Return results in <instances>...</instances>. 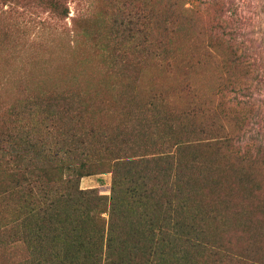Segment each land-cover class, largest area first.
Returning a JSON list of instances; mask_svg holds the SVG:
<instances>
[{
  "label": "trees",
  "instance_id": "obj_1",
  "mask_svg": "<svg viewBox=\"0 0 264 264\" xmlns=\"http://www.w3.org/2000/svg\"><path fill=\"white\" fill-rule=\"evenodd\" d=\"M36 3L68 15L65 0ZM182 66L171 72L189 91L180 106L154 100L80 135L83 106L53 96L37 122L14 112L0 124V264H264V150L206 125L195 60ZM104 172L108 194L80 188Z\"/></svg>",
  "mask_w": 264,
  "mask_h": 264
},
{
  "label": "rangeland",
  "instance_id": "obj_2",
  "mask_svg": "<svg viewBox=\"0 0 264 264\" xmlns=\"http://www.w3.org/2000/svg\"><path fill=\"white\" fill-rule=\"evenodd\" d=\"M36 1L0 3V124L14 112L37 122L53 96L83 106L80 135L154 100L180 106L189 91L171 72L195 60L194 97L221 115L206 125L226 126L242 152L264 150V0H65L61 18ZM110 181L104 172L79 186L108 194Z\"/></svg>",
  "mask_w": 264,
  "mask_h": 264
}]
</instances>
